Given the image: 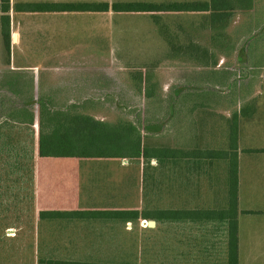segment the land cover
Listing matches in <instances>:
<instances>
[{
    "label": "rangeland",
    "instance_id": "374dc122",
    "mask_svg": "<svg viewBox=\"0 0 264 264\" xmlns=\"http://www.w3.org/2000/svg\"><path fill=\"white\" fill-rule=\"evenodd\" d=\"M37 1L12 0L15 25L10 50L0 25V121L14 107H22L31 94L37 101L31 106L36 114L34 131L21 126L12 132L13 140L27 141L35 149L36 163L41 98L57 109L74 105L76 111L97 119L132 122L148 135L147 146H163L170 155L174 151L180 157L167 158L163 165L153 158L147 169L142 157H120L129 169L126 190L131 187L133 191L126 192V209L151 216L183 207L178 181L181 156L207 149L208 140L214 138L217 150L213 154L218 158L217 153L229 148L236 122L231 119L239 102L253 98L254 89L264 83V0H254L252 10L236 11L226 20L183 14L164 22L167 27L148 26L143 15L135 16L133 25L129 15L120 19L114 15L108 26V20L96 18L85 34L74 27L71 33L83 36L71 38L63 36L66 30L56 20L44 28L35 19L25 29L18 27L22 4ZM121 19L127 24L118 23ZM20 30L18 41L15 33ZM11 69L24 72L26 79L32 76V83H26L34 92L24 86L18 93L8 89L3 79ZM145 123L154 124L153 132L143 128ZM19 145L17 156L15 150L11 154L0 151V264H39L49 259L44 256L54 255L48 252L54 247H47L46 239L54 243L60 240L59 233L54 226L48 233L36 228L34 174L28 170L30 160L23 144ZM78 158L82 162L101 159ZM153 220L155 226L150 225ZM124 226L117 250L96 253L82 262L171 264L177 256V236H172V251L164 220L139 217L125 221ZM38 240L42 241L39 252ZM62 259L76 262L70 253Z\"/></svg>",
    "mask_w": 264,
    "mask_h": 264
},
{
    "label": "crops",
    "instance_id": "0c3cea01",
    "mask_svg": "<svg viewBox=\"0 0 264 264\" xmlns=\"http://www.w3.org/2000/svg\"><path fill=\"white\" fill-rule=\"evenodd\" d=\"M41 1V2H39ZM31 3H108L105 11H28L20 8L21 20L18 27L25 29L30 21L35 19L40 27L49 26L51 20L60 21L66 30L65 38L83 36L86 28L93 27L96 18H104L106 26L112 24L114 15L144 16L148 26L167 27V20L178 18L183 14L199 17L212 12L204 11H116L114 3L144 2L150 5H167L174 2H189L199 0H39ZM207 1V0H200ZM23 3L22 5L26 4ZM15 6V5H14ZM254 8V7H253ZM252 8V9H253ZM251 9V10H252ZM240 11V10H236ZM233 11L231 13H234ZM10 26L15 25L13 5L10 0ZM3 12L0 11L2 26ZM231 17V16H230ZM211 18V17H210ZM123 20L118 23L123 26ZM127 20V19H125ZM118 26V25H117ZM74 27L82 33H71ZM21 30L16 37L21 40ZM25 34V33H24ZM68 41V40H67ZM254 96L239 102L240 106L234 113V134L231 136L229 148L221 150L218 158L214 156L217 150L214 138L209 139L207 149H199L196 154L192 151L189 156H181L180 166V199L182 211L212 210L222 211L229 207L231 165L237 163V223H238V258L239 264H264V83L254 89ZM194 107V106H192ZM208 130H210L208 128ZM214 128L211 129L210 136ZM220 151V150H218ZM201 152V153H200ZM183 155V151L181 153ZM198 154V156H197ZM95 159V157H92ZM64 160V161H60ZM145 169V165H144ZM127 166L120 157H102L97 162H82L78 157H41L38 156L33 169L35 183V206L38 213L36 228L58 230L59 239L52 242L46 239L47 247H54L44 256L62 261L70 253L76 262L86 261L88 256L96 253L113 251L123 242L125 220L109 217H80V218H49L41 217V211H98V210H138L126 209V192H133L131 187L126 190ZM144 183L146 181L143 172ZM175 186H177L175 184ZM144 187H146L144 185ZM169 193V184H168ZM129 201V200H127ZM154 225H156L155 220ZM168 244L175 239L178 253L172 258L171 264H228V231L229 220L218 217L192 218L182 217L180 220L166 218ZM175 227V233L173 228ZM178 229V230H177ZM70 230V231H69ZM169 231L171 233L169 234ZM46 233V234H47ZM50 234H54L50 232ZM69 235L70 238H66ZM169 236L171 239L169 240ZM174 243V244H175ZM54 244V245H53ZM179 244V245H178ZM42 241H37L38 252ZM49 249V248H48ZM58 251V252H53ZM66 252V253H65ZM57 258V259H55ZM103 258V256H102Z\"/></svg>",
    "mask_w": 264,
    "mask_h": 264
},
{
    "label": "trees",
    "instance_id": "16d2710c",
    "mask_svg": "<svg viewBox=\"0 0 264 264\" xmlns=\"http://www.w3.org/2000/svg\"><path fill=\"white\" fill-rule=\"evenodd\" d=\"M28 11H105L108 10V3H26L23 5ZM254 7V0H207L174 2L167 5H150L144 2L136 3H114L113 9L116 11H149V10H172V11H204L209 13L214 20H226L231 16V12L236 10H251ZM10 0H0V11L2 16V30L5 44L8 50L11 48V26ZM4 83L12 92L22 91L26 87L30 91L34 90L26 83H32L33 77L26 79L24 72L11 69L9 73H4ZM1 82V80H0ZM26 84H25V83ZM24 86V87H23ZM18 93V92H17ZM150 94V92H148ZM36 99L31 97L23 101L22 107H14L3 121H0V151L9 154L14 151L19 154L17 146L23 144L24 154L28 161V170L33 171L35 149H30L27 141L20 139L13 140L12 132L21 130V126L34 131L36 114L31 108L36 103ZM39 139L38 154L41 157H82V158H102V157H142L146 169L153 158H156L163 165L167 158H177L178 155H170L165 147H150L145 143V137L140 128L132 122L112 123L97 119L95 116L85 113L82 110H75L74 105L57 109L41 98L39 101ZM1 108V105H0ZM85 108V107H84ZM81 107V109H84ZM153 123H145L144 129L153 132ZM143 129V130H144ZM24 131V127L22 128ZM149 134V133H147ZM33 142V140H32ZM25 143V145H24ZM32 144V143H31ZM20 146V145H19ZM21 147V146H20ZM22 148V149H23ZM171 152V150H170ZM220 155V153H217ZM180 157V156H179ZM178 157V158H179ZM21 170V166L16 167ZM20 168V169H19ZM230 203L226 210H193L182 211L175 209L160 210L153 214L142 215L139 210H98V211H41V217L49 218H80V217H109L123 218L125 221L135 220L139 217L152 218L158 220H180L182 217L192 218H213L229 220L228 231V264H239L238 258V223H237V163L231 165L230 182ZM110 264V263H88L59 261L53 259H41L39 264Z\"/></svg>",
    "mask_w": 264,
    "mask_h": 264
},
{
    "label": "water",
    "instance_id": "95a60500",
    "mask_svg": "<svg viewBox=\"0 0 264 264\" xmlns=\"http://www.w3.org/2000/svg\"><path fill=\"white\" fill-rule=\"evenodd\" d=\"M155 223H154V221H150V225H154Z\"/></svg>",
    "mask_w": 264,
    "mask_h": 264
}]
</instances>
